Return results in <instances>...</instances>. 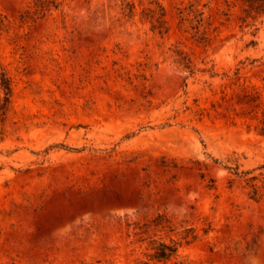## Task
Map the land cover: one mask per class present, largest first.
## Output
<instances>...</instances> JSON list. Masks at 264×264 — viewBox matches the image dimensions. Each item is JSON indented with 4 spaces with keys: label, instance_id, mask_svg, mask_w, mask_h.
Instances as JSON below:
<instances>
[{
    "label": "rangeland",
    "instance_id": "374dc122",
    "mask_svg": "<svg viewBox=\"0 0 264 264\" xmlns=\"http://www.w3.org/2000/svg\"><path fill=\"white\" fill-rule=\"evenodd\" d=\"M55 1L0 0V264H264V17Z\"/></svg>",
    "mask_w": 264,
    "mask_h": 264
},
{
    "label": "trees",
    "instance_id": "16d2710c",
    "mask_svg": "<svg viewBox=\"0 0 264 264\" xmlns=\"http://www.w3.org/2000/svg\"><path fill=\"white\" fill-rule=\"evenodd\" d=\"M150 7L148 8V16L150 20L153 22L152 28L157 29L159 33H166L168 31L166 27L165 21V11L164 8L155 0L149 2ZM58 3L53 1L40 0L39 14L44 15L47 11H49L52 7L56 8ZM192 7V6H191ZM129 12H132L129 10ZM198 14L199 11L197 10ZM242 12L246 14V17H250L252 15L262 16L264 17V0H244ZM0 90L4 95V100L7 102L10 96V80L6 75L5 70L0 66ZM252 118H256L254 115ZM260 130L259 134L264 135V113L260 116ZM177 253V245H162V248L159 251H156L153 256L154 259L160 260H169L172 256ZM148 264V263H144Z\"/></svg>",
    "mask_w": 264,
    "mask_h": 264
}]
</instances>
